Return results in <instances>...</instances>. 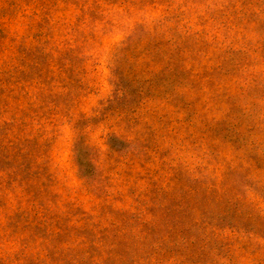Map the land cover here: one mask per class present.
Listing matches in <instances>:
<instances>
[{
    "label": "rangeland",
    "instance_id": "obj_1",
    "mask_svg": "<svg viewBox=\"0 0 264 264\" xmlns=\"http://www.w3.org/2000/svg\"><path fill=\"white\" fill-rule=\"evenodd\" d=\"M0 264H264V0H0Z\"/></svg>",
    "mask_w": 264,
    "mask_h": 264
}]
</instances>
